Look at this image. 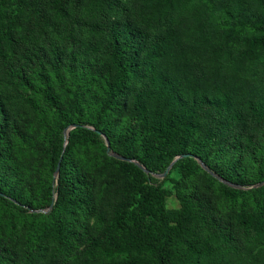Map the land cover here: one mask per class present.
Here are the masks:
<instances>
[{
	"label": "rangeland",
	"instance_id": "374dc122",
	"mask_svg": "<svg viewBox=\"0 0 264 264\" xmlns=\"http://www.w3.org/2000/svg\"><path fill=\"white\" fill-rule=\"evenodd\" d=\"M174 2L177 6L183 0ZM24 3L28 10L19 16V25L12 39L2 46L0 56V121L4 127L0 175L10 177L12 184L28 196L34 193L43 200L51 191L54 179L47 170L45 149L59 125L57 110L69 109L79 91L86 119L92 122L97 103L104 95L102 75L107 60L102 53L94 59L86 58L75 37L86 42L99 41L104 46L111 35L121 41L127 27L144 32L148 43L163 35L172 46V75L188 77L212 89L227 88L238 100L264 94V51L249 57L246 47L252 35L241 32L236 23L242 10L262 14L264 0H211L173 26L170 22L176 12L172 16L160 15L145 0ZM59 4L64 15L59 13ZM130 87L111 113L113 133L128 124L134 83ZM245 112L243 107L240 122L200 113L206 129L218 133L206 161L236 178L242 174L257 179L264 170V126L251 121ZM132 152H137L136 145ZM111 156L103 146L76 150L72 163L76 174L89 187L88 200L66 221L71 239L65 249L57 245L38 249L37 224L30 217L35 211L6 208L0 202V264H23L38 252L41 258L36 264H119L107 258L104 246L111 236L116 212L131 201L132 188L129 176L117 173ZM199 163L204 168V163ZM188 166L171 168L166 176L155 178L169 193V209L181 206L176 196L180 182L196 230L224 249L222 253L212 252L213 258L206 259L219 264L224 255L226 264H264V226L256 229L254 224L246 225L242 220L259 212L253 193L227 197L220 192L214 172L204 168L206 172L195 171L188 176ZM180 251L184 253L185 247Z\"/></svg>",
	"mask_w": 264,
	"mask_h": 264
},
{
	"label": "trees",
	"instance_id": "16d2710c",
	"mask_svg": "<svg viewBox=\"0 0 264 264\" xmlns=\"http://www.w3.org/2000/svg\"><path fill=\"white\" fill-rule=\"evenodd\" d=\"M24 1L0 0V56L2 46L12 39L19 25V16L28 10ZM174 1L145 0L160 15L172 16L176 12L170 26L190 18L211 2L183 0L181 5L174 6ZM58 9L60 14H65L60 4ZM261 9L263 13L259 15L242 10L236 22L241 32L252 35L246 47L249 57L264 51V4ZM74 39L85 57L94 59L102 53L108 63L102 75L104 95L97 103L94 120L86 119L79 91L75 92L76 100L69 109L57 110L59 125L45 149L47 170L54 179L47 198L39 199L34 193L28 196L12 184L10 177L0 175L3 206L35 211L30 217L37 224L38 249L50 245L66 248L71 239L66 221L88 200L89 187L74 170V155L83 146H103L108 152L107 142L111 154L132 160L110 158L119 175L129 176L132 188L131 201L116 212L110 227L111 236L104 246L105 255L111 261L119 264L217 263L206 258L211 259L212 252L222 253L224 249L201 237L196 230L188 198L179 188L180 182L176 185L180 208L167 207L169 193L155 176L164 175L172 164V169L189 165L188 176L209 169L217 176L220 192L227 197L236 198L252 192L259 212L242 220L246 225L254 224L256 229H261L264 226V170L259 172L257 179L242 174L236 178L233 173L223 172L208 163L206 155L218 133L206 129L200 113L205 111L208 116H226L240 122L244 107L251 121L264 126V94L238 100L227 88L217 86L212 89L203 83H194L188 77L172 75V46L163 35L148 43L144 32L127 27L121 41L111 35L104 46L99 41ZM132 83L135 90L128 124L120 132L113 133L111 113L121 96L131 90ZM49 99L55 101L53 97ZM2 111L0 104V113ZM3 140L4 127L0 121V162ZM135 145L136 153L132 152ZM199 161L204 163V168ZM42 210L47 212L43 214ZM181 247H185L184 253L180 251ZM1 258L0 254V262ZM40 258V252L31 254L23 264H36ZM218 263L226 264V257L223 255Z\"/></svg>",
	"mask_w": 264,
	"mask_h": 264
},
{
	"label": "water",
	"instance_id": "95a60500",
	"mask_svg": "<svg viewBox=\"0 0 264 264\" xmlns=\"http://www.w3.org/2000/svg\"><path fill=\"white\" fill-rule=\"evenodd\" d=\"M107 145H108V152L110 153L109 142H107ZM111 155L113 157L117 158V159H120V160H124V161H128V162H131L132 161L131 159L122 158V157H120V156H118L116 154H111ZM183 157H186V155L183 156ZM60 162H59L58 167H57V174L60 172V165H61ZM172 167H173V164L167 169L166 173L163 176H166L170 172V170H171Z\"/></svg>",
	"mask_w": 264,
	"mask_h": 264
}]
</instances>
